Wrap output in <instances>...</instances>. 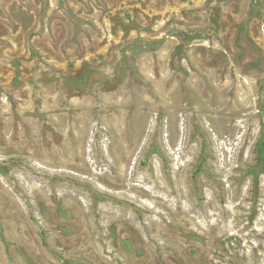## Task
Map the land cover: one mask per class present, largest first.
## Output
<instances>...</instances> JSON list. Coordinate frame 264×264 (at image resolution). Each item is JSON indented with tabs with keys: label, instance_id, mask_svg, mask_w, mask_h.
I'll return each mask as SVG.
<instances>
[{
	"label": "rangeland",
	"instance_id": "obj_1",
	"mask_svg": "<svg viewBox=\"0 0 264 264\" xmlns=\"http://www.w3.org/2000/svg\"><path fill=\"white\" fill-rule=\"evenodd\" d=\"M0 264H264V0H0Z\"/></svg>",
	"mask_w": 264,
	"mask_h": 264
}]
</instances>
